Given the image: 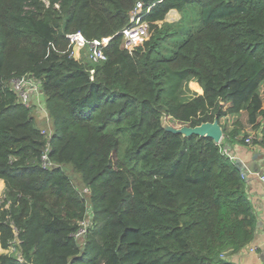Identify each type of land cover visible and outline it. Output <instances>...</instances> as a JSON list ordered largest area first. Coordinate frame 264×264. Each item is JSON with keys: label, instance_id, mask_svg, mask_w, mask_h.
Segmentation results:
<instances>
[{"label": "trees", "instance_id": "16d2710c", "mask_svg": "<svg viewBox=\"0 0 264 264\" xmlns=\"http://www.w3.org/2000/svg\"><path fill=\"white\" fill-rule=\"evenodd\" d=\"M137 1L154 4L151 35L129 52ZM187 6L200 26L164 54L157 22ZM77 33L110 36L106 61L74 59ZM22 76L45 112L19 101ZM262 93L264 0H0V246L15 249L0 264H238L256 216L235 160L162 120L216 119L230 143L240 129L220 122L238 116L264 149Z\"/></svg>", "mask_w": 264, "mask_h": 264}, {"label": "crops", "instance_id": "0c3cea01", "mask_svg": "<svg viewBox=\"0 0 264 264\" xmlns=\"http://www.w3.org/2000/svg\"><path fill=\"white\" fill-rule=\"evenodd\" d=\"M190 7L193 6L185 7L183 13H185ZM174 12L176 13L178 11H169L165 17V20L167 17L169 20L172 19L171 15L174 16ZM75 52L78 53L76 54ZM79 55V50H74V58L78 60ZM191 83H194L199 88V90L194 89L191 86ZM189 88L192 92L197 94L202 93L200 86L195 82H190ZM237 119L241 123V126L237 123ZM220 123L225 126L227 131H230L233 128L240 129L235 140L230 143L224 142L222 137L221 142L224 143V150H227V153L234 160L239 159L244 164L252 162L253 168H260V171L263 170L262 176H264V149L253 145L252 143L245 142V139L248 137L260 138L261 128L258 130H253L251 126L247 124L245 118H238V116L234 115L223 118ZM253 155L256 156V159H252ZM249 176V180L245 179V186L247 196L252 203L256 216V229L253 239L238 253L234 254L232 258L234 262L238 264H264V180L260 178L261 176H259L258 173H250ZM4 188V182L0 180V197L3 194ZM6 253H8L7 249L5 250L0 246V255H4Z\"/></svg>", "mask_w": 264, "mask_h": 264}, {"label": "built area", "instance_id": "2783aa9c", "mask_svg": "<svg viewBox=\"0 0 264 264\" xmlns=\"http://www.w3.org/2000/svg\"><path fill=\"white\" fill-rule=\"evenodd\" d=\"M153 5L154 4H149L146 6L145 2L137 1L131 10L129 25L121 31V34L123 35L122 47L129 52H132L137 46L141 45L149 38V23L146 20V17L150 13ZM72 38L73 47L71 56L73 58L74 50L80 51L86 48L85 56L89 61L94 63L106 61L107 56L104 50L111 40L110 36L93 39L89 43H86L79 33L75 34ZM78 57H80V55ZM91 73H93V71H91ZM38 85V81L28 76H22L11 80L12 89L17 94L19 101L27 107L33 105L36 106V104L43 100V94L40 92ZM41 111L45 112L42 106ZM252 139L253 137H248L245 139V142L251 143ZM42 159L45 161L47 160L46 154L42 156ZM44 165H47V162H44ZM260 178L264 180V176L261 175ZM84 232L85 229L81 228L76 236L81 235Z\"/></svg>", "mask_w": 264, "mask_h": 264}, {"label": "rangeland", "instance_id": "374dc122", "mask_svg": "<svg viewBox=\"0 0 264 264\" xmlns=\"http://www.w3.org/2000/svg\"><path fill=\"white\" fill-rule=\"evenodd\" d=\"M171 17H172V19H170V20L167 17L166 18L167 21L164 19V21L157 22L158 27H161L162 34L168 33V35H169V37L167 39L162 41V48H163L162 51H164L163 52L164 54L168 53L169 55L172 53L171 51L174 49V46L177 44V42H179L181 40V38L184 36V34H186L188 32V30H191V29L193 30V29H196L200 26L199 13H198V9L196 7H194V8L191 7L190 9L186 10L185 13H183V11H181L179 13L176 12V15H174V16L171 15ZM163 22H167V25H165ZM149 33H151L150 30H149ZM149 35H151V34H149ZM165 47L166 48L168 47L167 51H166ZM79 52H80L79 60H80V58H83V57L85 59H87L85 56L86 48L84 50H80ZM75 53L77 54L78 52H75ZM183 96H186L187 98L192 96L191 91L189 92V90L186 88L185 93L182 95V97ZM262 97L264 100V93H262ZM41 106H42V101L40 103L36 104V106H34L35 108L33 107V110H36L37 112H42ZM33 110H32V112H33ZM40 118L42 119V121H44V117L41 116ZM83 191L86 192L87 189L83 188ZM100 223H101V221L99 220V224ZM14 250L15 249H13L12 247L7 248L8 253L14 252Z\"/></svg>", "mask_w": 264, "mask_h": 264}, {"label": "water", "instance_id": "95a60500", "mask_svg": "<svg viewBox=\"0 0 264 264\" xmlns=\"http://www.w3.org/2000/svg\"><path fill=\"white\" fill-rule=\"evenodd\" d=\"M162 127L167 131L175 134H181L184 137L197 135L200 137L211 138L215 143H220L223 137L222 128L216 119L213 122H204L194 127L182 126L180 128H173L166 122V120H162ZM252 159H256V156L253 155ZM235 164L243 178L246 180H249L250 173H258L259 176L263 174V170L260 171V168H253L252 162L244 164L239 159H236Z\"/></svg>", "mask_w": 264, "mask_h": 264}, {"label": "clouds", "instance_id": "9594fccd", "mask_svg": "<svg viewBox=\"0 0 264 264\" xmlns=\"http://www.w3.org/2000/svg\"><path fill=\"white\" fill-rule=\"evenodd\" d=\"M171 11V10H170ZM73 47V46H72ZM77 60V59H76ZM79 60V59H78ZM15 92V91H14Z\"/></svg>", "mask_w": 264, "mask_h": 264}]
</instances>
